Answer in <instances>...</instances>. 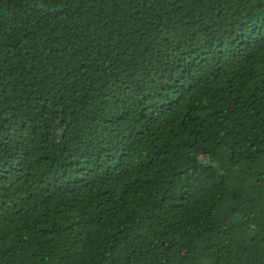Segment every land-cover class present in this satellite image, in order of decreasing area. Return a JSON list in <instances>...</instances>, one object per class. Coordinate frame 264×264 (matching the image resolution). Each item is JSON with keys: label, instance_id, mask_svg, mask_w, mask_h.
<instances>
[{"label": "trees", "instance_id": "16d2710c", "mask_svg": "<svg viewBox=\"0 0 264 264\" xmlns=\"http://www.w3.org/2000/svg\"><path fill=\"white\" fill-rule=\"evenodd\" d=\"M0 264H264V0H0Z\"/></svg>", "mask_w": 264, "mask_h": 264}]
</instances>
